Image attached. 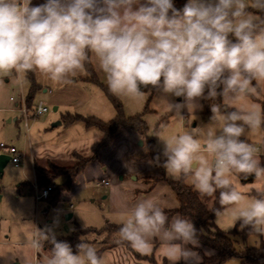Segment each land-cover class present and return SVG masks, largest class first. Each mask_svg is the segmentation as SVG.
Masks as SVG:
<instances>
[{
    "label": "clouds",
    "instance_id": "obj_1",
    "mask_svg": "<svg viewBox=\"0 0 264 264\" xmlns=\"http://www.w3.org/2000/svg\"><path fill=\"white\" fill-rule=\"evenodd\" d=\"M248 6V0H188L182 9L174 0H0V73L39 71L67 82L91 52L113 95L140 100L143 89L159 88L183 98L162 100L181 120L182 109L195 119L201 99L221 98L222 105H211L206 127L159 137L162 167L173 179L191 177L202 196L219 193L217 223L239 221L241 230L264 236V189L251 197L237 187L240 176L264 179L258 149L241 139L264 124V113L256 105L232 106L257 95L253 81L264 82V31L256 32ZM119 235L142 253L159 239L168 264H202L193 222L170 219L151 198L134 205ZM46 243L52 247L45 264H103L83 238L74 254L52 229H38L32 247L40 251Z\"/></svg>",
    "mask_w": 264,
    "mask_h": 264
},
{
    "label": "rangeland",
    "instance_id": "obj_2",
    "mask_svg": "<svg viewBox=\"0 0 264 264\" xmlns=\"http://www.w3.org/2000/svg\"><path fill=\"white\" fill-rule=\"evenodd\" d=\"M248 2V7L264 8V0ZM247 14L253 16L251 11ZM34 76L40 88L33 93L28 106L25 96L29 82L25 73H0V142L7 147H16L21 153L18 164L8 160L0 172V264H45V253L35 250L31 245V241L38 236V229L50 228L56 236H60L70 234L76 224L99 229L106 222L117 223L114 220H119L115 209L119 208L120 202L116 204L111 198H104L109 186L93 179V164L88 166L84 176L74 181L75 184L72 183L69 190L60 193L56 203H51L46 198L35 199V188H32L36 184L33 161L43 167H47L50 162L72 165L76 162L75 152L86 157L92 156L91 146L102 137L97 127L85 128L81 121L71 125H65L62 121V124L56 126H52V123L60 121L65 113L94 115L104 121L113 117L101 118V115L94 111L93 105L85 104L89 98L95 99V91L100 95L104 92L96 85L90 83V86L89 81L85 80L79 71L70 75L67 82H54L39 71H34ZM19 102H22L21 106L25 103L28 118L14 110L15 103ZM39 102L43 103L48 111L33 115ZM57 105L58 109H54ZM97 112L107 116L102 110ZM2 153L5 154L6 150L0 147V154ZM65 180L66 177L61 175L54 183L57 186ZM190 180L188 179V182ZM27 182L30 185L26 184ZM148 182L152 183V180L149 179ZM128 183L129 181H125L124 185ZM68 213L71 214L69 218L66 217ZM83 238L91 244L92 238L99 239L101 236L90 232ZM258 242L259 235L255 234L245 242L239 239L238 246H255ZM224 264L242 263L239 258L232 257Z\"/></svg>",
    "mask_w": 264,
    "mask_h": 264
},
{
    "label": "trees",
    "instance_id": "obj_3",
    "mask_svg": "<svg viewBox=\"0 0 264 264\" xmlns=\"http://www.w3.org/2000/svg\"><path fill=\"white\" fill-rule=\"evenodd\" d=\"M187 0H174L175 7L182 9L186 4ZM255 12L258 14V20H256L257 28L256 32L259 33L264 30V8L258 7H247L246 12ZM85 75L83 78L101 87L104 94L112 104L115 115L112 119L104 121L94 115H83L79 113H65L61 117V121L65 124H71L75 121H81L86 127H97L101 133V139L91 146L92 156L86 157L81 154L75 153L76 162L72 165H57L49 164L47 167L39 166L35 164V183L39 189L45 188L49 185H54L49 191L46 199L51 203H56L60 198V193L69 190L72 183L75 181L78 175H80L87 164L90 161L97 159L98 151L110 145L113 140L114 134L119 130L120 127L125 126L134 132L138 133L142 138L143 142L148 146L147 155L153 161V163L160 169L161 175L156 177L145 176L144 180H152L149 188H151L158 180H165L170 188L172 189L175 198L177 200V206L171 209H164L166 214L171 218L173 215H180L185 219H190L195 228L197 229L198 238L200 241V247L196 249L201 257H203L202 264H224L228 259L237 257L240 259L242 264H264V239L259 235L258 245L255 246H238L239 239L245 242L248 237L255 235L250 228L240 229V223L237 224L232 230L225 231L220 229L214 222L216 217L214 210L219 208L217 192L215 195L202 196L200 195L193 185L187 183L188 177H182L179 180L167 177L165 175V169L162 167L164 157L160 152L153 149V139H149L147 132L148 126L144 119V115L149 112L148 103L145 104L143 110L133 115H126L121 101L116 95H113L108 88L107 82H101L92 66L90 60V52L88 53L87 59L84 62ZM25 77L29 82V88L25 96V103L29 106L33 93L40 88L37 83L34 71H28L25 73ZM253 85L257 87V91L260 88L253 81ZM143 89V91H146ZM254 97V96H253ZM255 98V97H254ZM260 102L261 112L264 113V92L261 98H256ZM213 103L223 104L221 98H217L215 101L202 99V116L209 117L212 115L211 105ZM27 106V107H28ZM168 121V115L161 118L157 124L156 129L164 125ZM264 131V124L261 125ZM261 164L264 166V156L260 157ZM65 176L66 180L62 184L55 185V180L58 176ZM254 176H249L244 179L240 176L242 183L250 182L254 179ZM30 185V183H26ZM255 193V192H253ZM122 224L106 222L101 228L82 227L76 224L70 234L56 236L58 241H65L72 247L73 253H77V245L81 243V238L84 235L94 232L99 239H91V242H96L99 247L96 249L97 254L101 257L103 251L106 248L113 247L118 244H124L128 249L133 250L131 245L120 239V228ZM84 239V238H83ZM86 242L88 240L84 239ZM202 246L209 247L213 250L211 255H205L202 251ZM51 245L45 244L41 251L45 255H49L51 251ZM137 258L148 260L151 264H158L153 254H139L134 252ZM161 264H166L165 261ZM179 264H184L183 261Z\"/></svg>",
    "mask_w": 264,
    "mask_h": 264
},
{
    "label": "crops",
    "instance_id": "obj_4",
    "mask_svg": "<svg viewBox=\"0 0 264 264\" xmlns=\"http://www.w3.org/2000/svg\"><path fill=\"white\" fill-rule=\"evenodd\" d=\"M44 2L45 0H32L33 5L43 4ZM251 13L255 18V21L258 20V14L255 12ZM90 60L99 80L104 83L106 81L105 73L100 69L95 55L91 52ZM78 71L80 75H85V69ZM254 82L260 88V91H257V95L254 96L255 98L253 96H248L244 100L234 101L232 102V106L234 108H247L249 105H256L261 111L260 102L256 98H261V95L264 92V82L259 84H257L256 81ZM40 83H42L41 80ZM88 83H91L93 86L96 85L90 81ZM91 84L90 86H92ZM95 95L96 96L94 100H90L89 98L85 104L90 103L93 105V107H95L93 108L94 111L97 113V115H101V118H112L115 111L113 110L114 108L106 95L103 93L100 95L98 91H95ZM118 98L121 101L126 115H133L141 112L145 104L148 103L149 112L144 115V119L148 126L147 135L149 139H153V149L157 152H160L161 154L164 149V142L159 137L162 139H167L176 133H180L195 127H206L211 123L210 117L212 115L207 118L203 117L201 114L202 108H198L194 112L193 115L196 117L195 119L194 117L189 116L186 108L182 109L181 115L184 117V119H179L174 111L168 110L167 104L162 100L177 103L182 102L183 98L164 94L161 89L153 88L152 86H148L143 99L130 100L126 98ZM199 103L202 105V99L199 101ZM58 107L59 105H57L55 108L58 109ZM99 108L104 111V113H107V116L98 114L97 111H101ZM166 115H168L169 120L167 123L160 126L158 131H156L157 124L160 122L161 118ZM85 128L87 127L85 126ZM241 139L253 144L258 149L259 159L261 156H264V131L261 127L254 132H249L246 136L241 137ZM139 141L142 143L139 144ZM147 152L148 146L143 142L140 135L128 127L122 126L114 134L112 143L98 151L97 159L87 164L84 171L77 176L75 182L84 176V174L87 173L89 168L88 166H92L93 164V179H97L100 183L109 186L107 189V194L104 196V198L109 197L116 204L120 202L119 208L115 209V211H117L119 214L117 215L119 220H114L119 224L123 223L124 219L127 218L134 205L142 198H151L163 209H171L176 207L178 203L175 195L165 180H158L151 188H149L150 182H148V180H144L145 176L158 177L161 175L160 169L153 163V161L147 155ZM35 164L38 163L33 161L34 173ZM188 179H191V177L187 178V183L192 185L191 180L188 182ZM238 179V189L248 196L254 197L257 195L256 189H264V179L257 180L254 178L252 181L246 183H242L240 177H238ZM102 180L107 181V183H103ZM125 181H129L128 185H124ZM75 182L73 184H75ZM214 222L220 229L223 230H230L240 223L237 221L235 226L232 227L233 221L231 219H224L222 222L217 223V217L214 218ZM260 236L264 239V236ZM91 245L96 249L99 247V244L96 242H92ZM132 249L133 250L128 249L124 244H118L113 247L106 248L101 255L102 262L103 264H151L148 260L137 258L134 254V252H137L139 254H153L158 264H161L164 261L166 264H168L165 258L164 246L159 239H154L152 241V248L148 253H142L134 248ZM202 251L204 254L205 252H209L211 254L213 253V250L206 246H202ZM10 264H18V262H11Z\"/></svg>",
    "mask_w": 264,
    "mask_h": 264
},
{
    "label": "built area",
    "instance_id": "obj_5",
    "mask_svg": "<svg viewBox=\"0 0 264 264\" xmlns=\"http://www.w3.org/2000/svg\"><path fill=\"white\" fill-rule=\"evenodd\" d=\"M22 102L16 103L14 110L15 111H19L21 112L26 118H28V110L27 108L24 106V102H23V106H21ZM48 111V108L43 105V103L39 102L33 112V115H41L43 113H46ZM0 147L4 148L6 150V154H8L10 156V161H12L15 164H18L20 162L21 159V153L16 149V147L14 146H6V144H4L3 142H0ZM103 183H107V181L102 180ZM54 185H49L45 188L39 189L37 187V185L35 184L32 188H35V199L36 200H40V199H44L48 196L49 191L53 188Z\"/></svg>",
    "mask_w": 264,
    "mask_h": 264
},
{
    "label": "water",
    "instance_id": "obj_6",
    "mask_svg": "<svg viewBox=\"0 0 264 264\" xmlns=\"http://www.w3.org/2000/svg\"><path fill=\"white\" fill-rule=\"evenodd\" d=\"M54 109H56L54 107ZM61 123V121H56L54 123H52V126H55V125H59ZM142 142L139 141V144H141ZM10 159V156L8 154H0V172L2 171L3 169V166L5 165V163ZM67 218L70 217V214L66 215Z\"/></svg>",
    "mask_w": 264,
    "mask_h": 264
}]
</instances>
